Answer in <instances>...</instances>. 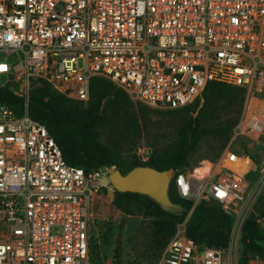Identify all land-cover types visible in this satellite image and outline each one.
I'll list each match as a JSON object with an SVG mask.
<instances>
[{"label":"built area","instance_id":"obj_1","mask_svg":"<svg viewBox=\"0 0 264 264\" xmlns=\"http://www.w3.org/2000/svg\"><path fill=\"white\" fill-rule=\"evenodd\" d=\"M96 76L159 111L203 99L210 81L243 88L239 121L219 157L203 165L206 174L169 170L179 196L193 201L190 211L206 200L240 217L252 160L236 142L255 147L264 135V0H0V88L23 97L19 112L0 95V264H100L92 217L97 201L117 191L116 165L69 164L29 114L36 80L87 102ZM245 159L240 172L235 164ZM153 264L239 257L197 243L185 220Z\"/></svg>","mask_w":264,"mask_h":264},{"label":"trees","instance_id":"obj_2","mask_svg":"<svg viewBox=\"0 0 264 264\" xmlns=\"http://www.w3.org/2000/svg\"><path fill=\"white\" fill-rule=\"evenodd\" d=\"M225 94L232 96L230 103L238 102L236 110L241 113L240 106L244 102L245 90L219 81H210L207 84L203 93L204 104L213 97ZM0 95L2 101L7 100L10 105H16L19 112L22 111L23 97L19 94L8 87H1ZM110 96L119 104L131 103L129 94L105 77H93L91 97L87 102L72 99L53 89L47 81L39 79L34 82L31 91L29 114L47 126L69 164L82 166L87 170L103 165H116L124 174L136 166H152L158 170L182 169L188 164L189 155L196 150L205 135L214 133L222 136L224 148L238 120L235 118L211 129L200 124L199 116H191L181 124L179 137L169 151L153 152L147 160L135 157L126 162L113 146L102 141L98 129L105 122L102 113L103 100ZM201 100L198 98L188 106L167 111L189 110L192 105L199 106ZM148 109L155 111L150 107ZM169 193L173 201L183 206L181 213L165 211L157 201L141 193L116 191L114 199L115 206L125 213H133L132 205L137 202L143 207L141 210L144 215L156 218L159 253L175 232L176 225L185 220L193 206L192 200L179 196L173 184ZM233 219L234 217L222 207L202 200L190 215L187 234L197 243L224 248L230 242ZM241 241L243 243L241 264H248L251 254H259L264 259V226L257 215L251 214L245 218L241 229Z\"/></svg>","mask_w":264,"mask_h":264},{"label":"rangeland","instance_id":"obj_3","mask_svg":"<svg viewBox=\"0 0 264 264\" xmlns=\"http://www.w3.org/2000/svg\"><path fill=\"white\" fill-rule=\"evenodd\" d=\"M231 97L229 94L213 97L206 104L202 99L197 107L192 105L189 110L171 112L150 111L147 105L131 97V103L119 104L110 96L103 100L105 122L98 129L102 141L113 146L124 161L130 162L135 157L147 160L153 152L169 151L179 137L181 124L191 116H199L200 124L211 129L235 118H238V123L245 97L240 106L241 113L236 110L238 102L230 103ZM236 145L240 154L244 152L250 156L252 168L246 177L247 191L239 201L241 215L233 219L230 242L224 248L233 256L237 255L241 264V229L244 219L255 214L264 226V135L255 147L247 148L239 142ZM222 149V136L214 133L205 135L196 150L189 155L188 164L183 169L194 173L193 169L203 167L205 161L216 160ZM248 163V159L241 160V172ZM115 195L116 192L105 194L97 201L93 211L90 235L95 261L100 264H153L160 251L156 218L144 215L141 210L143 207L137 202L132 205L133 213L121 211L114 204ZM191 213L185 218L187 222ZM256 256L251 254L248 264H264L263 261H257ZM260 259H263L261 255Z\"/></svg>","mask_w":264,"mask_h":264},{"label":"water","instance_id":"obj_4","mask_svg":"<svg viewBox=\"0 0 264 264\" xmlns=\"http://www.w3.org/2000/svg\"><path fill=\"white\" fill-rule=\"evenodd\" d=\"M110 179L117 191L148 195L165 210L181 213L183 206L170 197L171 178L169 170H158L152 166H136L126 174L114 168Z\"/></svg>","mask_w":264,"mask_h":264},{"label":"bare ground","instance_id":"obj_5","mask_svg":"<svg viewBox=\"0 0 264 264\" xmlns=\"http://www.w3.org/2000/svg\"><path fill=\"white\" fill-rule=\"evenodd\" d=\"M205 162H206L205 165H206V164H209V161H208V160L205 161ZM240 162H241V160H240L237 164H235V166H236V168L241 172ZM205 174H206V169H205V167H198V168H196V169L194 170V173H193V175H194L195 177H198V178H202Z\"/></svg>","mask_w":264,"mask_h":264}]
</instances>
